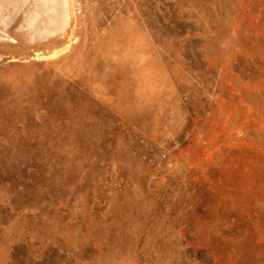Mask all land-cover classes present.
I'll return each instance as SVG.
<instances>
[{
  "label": "rangeland",
  "instance_id": "rangeland-1",
  "mask_svg": "<svg viewBox=\"0 0 264 264\" xmlns=\"http://www.w3.org/2000/svg\"><path fill=\"white\" fill-rule=\"evenodd\" d=\"M0 264H264V0H0Z\"/></svg>",
  "mask_w": 264,
  "mask_h": 264
},
{
  "label": "bare ground",
  "instance_id": "bare-ground-1",
  "mask_svg": "<svg viewBox=\"0 0 264 264\" xmlns=\"http://www.w3.org/2000/svg\"><path fill=\"white\" fill-rule=\"evenodd\" d=\"M56 52V51H55ZM57 52H58V50H57Z\"/></svg>",
  "mask_w": 264,
  "mask_h": 264
}]
</instances>
